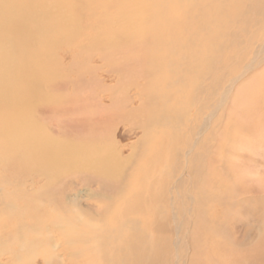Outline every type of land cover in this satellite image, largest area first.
<instances>
[{"label":"bare ground","instance_id":"1","mask_svg":"<svg viewBox=\"0 0 264 264\" xmlns=\"http://www.w3.org/2000/svg\"><path fill=\"white\" fill-rule=\"evenodd\" d=\"M103 5L108 6L104 9ZM109 10L112 11L108 15ZM153 13L160 20L152 18ZM106 15L116 25L115 29L104 24ZM144 33L147 34L146 39L143 38ZM78 40L87 46L91 55L99 54L102 60L109 54L114 58L121 55L120 60H123V54L125 65L134 59L139 71L133 75L132 82L136 84L140 78L142 83L137 85L136 96L121 98L119 102H114L112 94L109 96L110 104L104 103L106 99L101 96H87L90 105L96 103L93 112L81 102L83 93L79 91V96L72 100L78 124V128L73 131L76 139L73 137V142L60 140L57 143L46 130L44 135L38 118L39 115H53V108L56 115L61 116L64 112L59 107L60 101L44 93L42 75L37 73L53 74L51 70L56 66L49 57L56 59L53 49L57 45L69 43L63 48L64 54L67 51L74 58L77 52L74 50L73 53L72 48L75 47L78 57L82 58L84 53ZM149 42L152 46H149ZM229 42L234 47L233 53L215 65L213 60ZM247 48L249 55L246 58L244 52ZM263 52L264 0H0V168L12 174L16 172L15 169L18 171L11 179L8 175L0 174V200L4 203L0 207V217L5 215L11 219L16 230L8 232L7 227L0 225V239L7 242L9 234L15 237L9 251L14 254L13 258L24 257L29 245L41 242L29 236L38 230L36 223L32 219L28 222L20 219L21 214H32L28 205L36 201L40 203L37 212L43 219L42 231L38 230L37 233H42L46 241L51 240L54 248H58L64 258L63 261H57L58 264H75L72 256L77 254L82 255L76 258L80 264H131L136 258L135 264H164L159 262V251L163 258L173 252L171 256L175 260L171 264H179L180 256L186 255V252L179 255L182 245L179 234L181 227H187L188 223L192 235L195 232L202 234L196 252L201 258L208 259L206 264H219L220 257L241 259L239 252L229 251L236 243L216 246L218 238L214 235L220 231L225 219L229 218L230 213L218 211L221 207L225 209L227 205H243V199L248 200L247 203H254L256 197L260 196L254 195L260 191L257 187L261 190L264 188V171L254 170L251 164L243 165L240 160L237 163L232 157L224 158V152L236 156L235 151L250 148L251 154L259 155L264 160V93H256L264 88V82L258 80L260 75L256 73V69L264 63ZM115 62L120 63L119 60ZM33 65H37V68H31ZM126 66L131 68L129 64ZM215 69H220L221 73H213ZM251 73L253 75L249 76ZM120 74L116 78L118 85L109 87L116 97L117 86H125L121 83L124 74ZM102 80L92 78L93 84H104ZM173 83L176 84V91L184 87L191 94L197 106L196 115L200 113L198 125L188 127L184 133L187 138L182 135L183 138H179L176 143V132L183 123L179 125L176 118L167 112V107V113L163 112L161 106L158 110L161 113L155 112L152 116L149 102L152 99L154 106L158 105L152 98L157 94V89L172 87ZM100 87L103 91H110L106 86ZM53 96L56 98L60 95ZM199 98H202V102ZM135 102L138 104L133 106ZM118 103L121 105L120 110L115 107ZM110 107L116 114L124 108L122 114L119 112L117 121L125 122L132 133L136 129L143 130L147 138L157 126L153 125V119L154 122L159 120L157 124L164 125V129H169L167 134L159 133L157 139L154 137L152 147L155 150L168 147L164 150L167 157L161 158L162 153L160 158L163 161L153 162L150 172L152 179H145L149 185L142 187V190L128 189L131 184H128L126 176L129 178L131 173L126 175L122 172V176L119 169L133 157L123 156L124 147L119 145L116 128L112 127L117 117L108 111ZM175 108L172 107V111ZM176 112L180 114V111ZM223 117L226 122L220 131L221 127L218 130L216 128ZM219 131L220 134H217ZM228 133H232V136ZM127 137L122 135V139ZM225 137L233 141L230 147L223 144L225 142L221 143ZM217 162L220 165L219 178L213 171ZM66 169L69 175L66 171L64 175L61 173L64 176L61 177V170ZM162 171L164 177L155 175ZM167 175L170 178L165 179ZM43 176L49 178L46 186L43 181L42 185L38 184ZM203 178L207 181H203ZM36 179L41 190L32 185ZM83 182L86 183V199L99 202L111 200L114 225L110 226L108 222L97 225V218L89 212L92 211L91 203L85 200L86 208L83 209L80 195H70L69 199L63 187L73 184L78 187L80 184L85 185ZM2 183L5 188L9 184L20 185L17 194L27 201V206L15 205L18 202L11 199L13 190L9 196L8 192H4ZM161 184L164 185L157 189V185ZM229 188L231 198L243 195V199L228 201L226 193ZM163 191L169 192L167 198L170 205L175 208L179 203L177 205L183 213L172 210L170 214L173 216L169 215L174 224L166 228L173 232L175 239L167 248L160 243L156 246L155 238L160 239L158 235L152 236V230L158 228L155 224L163 223L168 218L162 204L163 197H166ZM156 199L158 204L154 202ZM135 205H138L137 208L132 209ZM109 208V205L103 207L101 214H106ZM132 213L146 217L147 229L142 225L143 218L139 220L131 216ZM150 218L151 224L148 223ZM16 221L17 224H13ZM222 229L227 230L224 227ZM140 240L143 246L139 244ZM43 243L41 245L46 246ZM54 248L50 252L58 257ZM51 257L52 253L50 262ZM210 258L213 261L209 263ZM45 259H48V255L43 257L44 262ZM0 262L2 264L4 261Z\"/></svg>","mask_w":264,"mask_h":264},{"label":"rangeland","instance_id":"2","mask_svg":"<svg viewBox=\"0 0 264 264\" xmlns=\"http://www.w3.org/2000/svg\"><path fill=\"white\" fill-rule=\"evenodd\" d=\"M103 1H105V0H103ZM107 6L103 5L102 7H104V9H106ZM109 7H111V6H109ZM75 9H77V8H75ZM79 10L81 11V9H79ZM111 11L112 10L107 11V14L109 15ZM156 15H157L156 13H153L152 18L160 20V17H158ZM150 21H152L151 17H150ZM87 24H88V21H87ZM104 24L107 26H113L114 29L116 28V25H113L110 22V19L108 18L107 15L105 16ZM249 29H251V28H249ZM249 29H248V32H249ZM44 32H45V29H44ZM82 34H86V33H82ZM262 34H263V32L261 33V35ZM143 38L144 39L147 38L146 33H144ZM78 41L80 44H82L81 49L84 53V56L82 58L78 57V54H77L78 51L75 47L72 48L73 49L72 52L74 50L77 52L76 53L77 56L75 55L74 58L70 57L67 51L65 52L66 54H64L63 48L65 46H67L69 43L67 45H62V46L57 45L53 49L54 53H56V55H57V56L54 55V57H56V59L55 58L50 59L52 57L47 56V58L49 57V60H52L54 62V65L56 66L54 68V70H51V73H53L54 75L52 74L51 76H49L48 74L42 73L41 71H40V73H37V74L42 75L41 81H42V88H43L44 93H49L53 99L60 101L61 103L59 102V105L60 104L61 105L59 107H61V111L64 112V114L61 116L56 115L55 109L53 108V115H50V116H40L39 115V118H38L39 127L42 126V128L44 129V130L42 129L44 131V135H45V130H46V132H48V134L50 136L48 134L47 135L49 137H52L54 139V141L57 143L60 140H65L67 142H73L74 139H76L73 136V134H74L73 131H74V128H78V124L76 122L77 120L75 119L76 116L73 113V107L72 106H75V105L73 104L72 100L79 96L78 95L79 91H82V93H83V95H82L83 98H82L81 102L84 103L87 107L91 108L92 112H93V110L95 109L94 107H95L96 103L93 104L94 106L90 105L88 102L89 99H86L87 96H90L91 98H94L95 96H97V97L101 96V97L106 99L104 101V103L110 104L111 101L109 99V96H111V94H112V95H114L113 96V99H115L114 102H116V100L119 102L121 100V98H125L127 96H136V88L138 87L137 85H138V83H142V82H140V78H139V80L137 79L136 84L132 82L133 75L139 71V69L136 67V61L134 59H130L128 61V64L131 65V68L126 66L128 64L125 65L123 54H122L123 60L119 59V58H121V55L115 56V58H114V57H111L110 54L108 56H105V60L104 59L102 60L101 57L99 56V54L91 55L92 53H90V50L87 48V46L85 44H83V42H81L80 40H78ZM112 41H118V39H112ZM149 44H150L149 46H152L151 42H149ZM140 45H138V47ZM233 48L234 47L231 44V42L226 44L223 47V49L221 51H219L220 54H219V56L216 57V59L213 60V63L215 65H218L221 62V60H225L226 56H230L233 53V51H234ZM55 50H57V51H55ZM248 50L249 49L247 48V50L244 52V54L247 55L246 58L249 55V54H247V53H249ZM263 54H264V52H263ZM116 57H118V59ZM115 60H119L120 63L118 62L119 64L118 63L116 64ZM40 67H41V65H40ZM31 68L35 69V68H37V65H33ZM256 70H257L256 73L260 75L258 80H260V82L263 83L264 82V63H262V66ZM117 72L124 74V80L121 83H124L125 86H123L122 84L119 83L120 86H122V88L117 86V88H116L117 97H116L115 93L113 94L112 89H110L109 87L114 86V88H115V85H118V83L116 81V78L119 77ZM213 73H221V71H220V69H215ZM122 74H120V75H122ZM57 75H60L62 77H58ZM251 75H253V73L249 74V76H251ZM53 76H55V78ZM93 77L96 80L103 79L102 81L104 82V84L102 82H99V85L93 84V81H92ZM53 78H54L53 83H51ZM46 80H49L51 84L49 83V81H47L48 83H46ZM245 81L248 82L247 79H245ZM47 84H49V85H47ZM96 85H98V86H96ZM100 86H106V87H108V89L110 91H108V90L103 91V88ZM168 88H169V90H167ZM175 88H176V84L172 85V87L171 86L165 87V88L160 87V89H157V91L155 90L157 92V94L155 93L154 96L152 97V98H154L153 101H156V103L158 105L154 106L152 99L149 102H151L150 108L152 110V116H153V114H155V112L161 113V111H158V110H160V108L162 106L164 108V111H163L164 113L169 112L172 117L174 116L176 118L175 120L179 123V125H181V123H183L181 128L178 129V131L176 132V135H175L176 137L174 138V142L176 143L179 138H183V137H181L182 135L184 137L186 136L185 138H187V134H184V133H186L185 131L187 130L188 127H190L191 125H194V126L198 125V122H199L198 116L200 113L198 112L199 114L196 115L197 106H196V104L193 103L192 98H191V94L186 89H184V87L183 88L179 87L180 88L179 91H176ZM152 89H153V87H152ZM152 91H154V90H152ZM262 91L264 93V88H263V90L262 89L258 90L256 93L262 92ZM141 92H142V90H141ZM166 92H168V93H166ZM183 92H184V94H183ZM54 94L60 95V96L54 98V96H53ZM145 96L147 97V95H145ZM248 96H252V95L248 94ZM99 98H96V99H99ZM199 100L201 101L202 98H199ZM182 102H183V104H182ZM136 104H138V102H135L133 106H135ZM171 106L176 107L174 109V111H172ZM115 107L120 110V108H121L120 103H118V105L116 104ZM166 107L169 108V111H167V112H165ZM110 108L111 109H109L108 111L111 112L112 116L114 115L117 117L119 115V112H121V114L124 112V108H122V110L119 112L117 111V114H116V112H114L115 110H113V107H110ZM118 109H116V110H118ZM155 109H157V110H155ZM42 110H44V109H42ZM146 110L147 109H145V111ZM176 111H180V114L177 115ZM175 112H176V115H175ZM182 114H184V115H182ZM186 117H187V119H186ZM225 117L227 118V113L225 114ZM119 118L120 117H117L116 121L114 123L112 122V127L116 128L115 132H117V140H119V145H123V147H124L123 156H130L131 155L133 157L130 161L127 160L128 165L126 164V161H125L124 165H122V167H120L119 169H120L121 173L124 172L126 175H128V173L134 174V175L130 174L129 178L126 176L127 181L129 179L128 184H131V186H128V189L137 188V189L142 190V187L146 188L145 185L146 186L149 185V183H147V181L145 179H147V180H148V178L152 179V174L150 172H152L151 170H152L153 162L158 161V160L162 162L163 160H161V158L167 157V155H165L164 150H166V148H168V147H162L163 148L162 150H161V148L155 150L152 147V142L158 138L159 133L167 134L168 133L167 131L169 129L168 130H167V128L164 129L165 128L164 125L161 126V125L157 124V122L159 120L154 122V119H153V125L155 126V124H156L157 126L155 127V130L153 129L154 131L151 130V132H150L151 136L149 135L150 137L148 136L146 138L143 130L136 129L135 130L136 132L132 133L128 129L129 127L125 122L121 123L120 121L119 122L117 121ZM91 120H92V118H91ZM120 120H122V119H120ZM224 120L225 119L223 117V119L219 122V124L216 128L217 130L220 127H221L220 131L222 130V128H224V124L226 122V120L225 121ZM33 126L37 127V126H35L34 123H33ZM220 131L217 134H220ZM155 132H156V134H155ZM180 132H183V133L181 134ZM228 134L232 136V133H228ZM122 135H127L128 137L125 139H122ZM73 137H74V139H73ZM141 137L144 139L141 140ZM154 137H155V139H154ZM228 138L229 137H225V139L227 141L224 138H222L221 143L225 142L223 144H225L226 146H229V144H230V146H231L233 141L230 138L229 139ZM138 139H139V141H137ZM147 139L149 141H146ZM180 141H181V139H180ZM125 147H127V148L125 149ZM155 147H157V146H155ZM249 149L244 148V149H240L238 151H235V152H237L236 156H234L233 154H229L227 152H224L225 153L224 158L228 159V157L229 158L232 157L233 161H235V162L238 161L237 163H239V160H240V162L243 165L246 164V166H247V165L251 164L253 166L254 170H257L259 172H263L264 171V160L259 155L251 154ZM160 155H161V158H160ZM156 156H157V158H156ZM252 157L253 158L255 157V159H253ZM246 158H247V160H246ZM249 160L251 163L249 162ZM218 163L219 162H217L216 165L213 166V171L216 175H219L218 176V178H219L220 177V174H219L220 173V169H219L220 165ZM4 164H5V162H4ZM123 169H124V171H123ZM164 169H166V167ZM15 171L16 172L14 174H12V172L5 170L3 167L0 168V174L8 175V177L10 179H11L12 175L18 174L17 169H15ZM66 171H67V169L61 170L60 176L64 177L63 175L66 174ZM124 173H122V176L124 175ZM135 174H136V176H135ZM156 174H161V176L164 177L163 171H162V173H155V175ZM67 175H69V171H67ZM137 175H138V177H137ZM141 176H143V177H141ZM55 177L57 178V175ZM77 177L78 176H76V178ZM174 177H176V175ZM42 178L43 179L38 184L42 185V181H43V185L46 186V184L49 181V178L46 179V178H44V176ZM140 178H142V179H140ZM155 178H157V177H155ZM167 178H170L169 175H167L165 179H167ZM37 180L38 179H36V182H33L32 185H34L35 189L41 190V188H39V185L37 184ZM144 181H146V182H144ZM203 181H207V180H204V178H203ZM57 182H58V180L56 181V183ZM141 182H142V184H141ZM83 183L85 185L81 186V184H80L77 187V185L73 184L71 186L68 185L67 187H63V189L66 191L67 195L69 194V197H70V195H72V196L73 195L74 196L80 195V197L82 198L81 203H82L83 209L86 208L85 207L86 201L91 203L92 211H89V212L92 214L93 217L97 218V220H96L97 225L102 226L104 223L106 224L107 222H108L107 224H110V226L114 225V220H115L114 211L110 210L112 205H113L111 203V200L105 199V201L103 200L104 202L103 201L99 202L93 198H92L93 201L89 200L90 198L86 199L84 197V194H86V190H85L86 183L85 182H83ZM28 185H30V184H28ZM163 185L164 184L157 185V189L161 188V186H163ZM2 186H4L3 183H2ZM19 187H20V185L9 184L7 188H5V186H4L3 190H4V192H8L9 196L11 195L10 193L13 190V196H11V199L16 200L18 202V204L14 203L15 205L27 206V203H26L27 201L19 198V195L17 194V190H19L18 189ZM257 189L260 191L255 192L256 194H254V195H260V196L256 197V202L247 203V202H249L248 200H244L243 198H241L243 195L234 196L231 198L229 196L230 195V188H229V190L226 193L227 194V200L228 201L229 200L240 201V199H243V201H242L243 205H241V203L238 202L240 204L239 205L237 204V206H236V204L235 205L233 204L234 206L233 205L232 206L227 205L225 207V209L221 207V209L218 210V211H220V213L221 212L222 213L228 212L230 214H229V218L225 219V221L222 223V225H221L222 227H221L220 231H218L216 233V235H214L218 238V240L216 242V246H219V245L222 246V245H226L228 242L229 243L234 242V245L236 243L235 247L229 248V251L235 252L237 254L240 253L239 256L241 257V259L243 258V260H241V259L232 260V259L220 257L219 262L220 263L222 262V264H232V263H234V264H264V258H263L264 257V188H263V190H261L260 188L257 187ZM165 192H167V191H165ZM145 193H147V192H145ZM165 194H166L165 195L166 197H163L162 204H163L166 216L168 218L166 219L165 222H163V223L161 222L162 224L159 222H158V224L153 223V224H155V226H158V228H157V230H152V233H154L152 236L158 235V238L160 239V240H158L157 238H155V240H154L155 245L156 244L158 245V243H160L162 246H164V248H167L169 243L175 239V235L173 234V232L171 230L167 229L170 226L173 227V224H174V222L171 221V217L173 215H171L170 213L172 212V210H175L176 212L178 211L177 212L178 214H183V213H182V210L180 209V207L177 205L179 203L176 204V206H177V207L175 206L176 209L170 205L169 198H167L170 195L169 192L165 193ZM18 198H19V200H18ZM152 198H155V197L152 196ZM235 198H236V200H235ZM69 199H71V197ZM167 199L169 202L165 201ZM106 200H108V201H106ZM156 200H154V202L156 204H158V200L157 201ZM245 201H246V203H245ZM1 202H2V200H0V207L4 206V203H1ZM6 203H9V201L6 200ZM107 205H109L110 208L108 209V211H106V214H101L102 212H100V211L103 209V207H106ZM137 206L138 205L132 206L133 207L132 209L137 208ZM169 206H171L172 208ZM28 207H30L32 209L31 210L32 214H26V215L21 214L20 219L23 221H27V222L29 221V219H32L31 221L35 222L36 225L38 226V227H36V226L35 227L38 228V230H41L40 228L42 227L43 219L41 217H39V213L37 212V210H38L37 207L40 208V203H38V202L36 203V201L30 202ZM132 215L135 216L136 218H138L139 220H141L143 218L141 220L142 225H143V227L147 226V224L145 223L146 222L145 216L138 215L137 213H132L131 216ZM137 216H140V218ZM233 218H235V219H233ZM110 221H111V223H110ZM148 223H150V224L152 223L151 218L148 219ZM13 224H17V221L13 222ZM0 225H2V226L4 225L3 227H7L8 232H13V231L16 232V230H14L15 226H13L11 223V219L9 220V218L5 217V215L0 217ZM190 226L191 225L188 223L187 227L184 225L181 227V231H180L181 233L179 234V238L182 239V242H181L182 245L179 243V246L181 245L179 248V253H180L179 255L183 254V252H186V255L180 256L181 260L179 261V264H197L198 262H200L198 264H206L208 262V259H205L204 257L201 258V255L196 252L197 243L200 240L202 234L201 233L196 234V232H195V235H192V231L190 229ZM223 227L226 228L227 230L222 229ZM38 230H36V233H30L29 236L31 238L39 239V240H41V242L34 244V245H29V247L27 248V254L24 257L19 256L18 259L13 258L14 254H11L9 252L10 249H12V246L15 242V237L12 234H9L10 239L7 242L0 239V240H2V241H0V261H4L2 264H58L57 261H59V260L63 261L64 258L61 257V254L58 252L59 251L58 248L57 247L54 248V246L50 242L51 240L47 239V241H46V238L42 233H40V234L37 233ZM159 234H161V236ZM233 240H235V241H233ZM42 243L46 244V246L41 245ZM139 244L141 246L144 245L142 240H140ZM152 244H154V243L152 242ZM47 245H48V247H47ZM73 246L74 245L69 246V247H73ZM52 248H54V251L56 249V252L58 253L59 258L55 257V255H53V252H50L52 250ZM173 248L174 247L172 245V249ZM28 249H30V250H28ZM39 250H41V251H39ZM78 250H80V249H78ZM78 250H76V251L78 252ZM48 251H49V254H46V253H48ZM80 251H82V250H80ZM51 253H52V257H51V262H50L49 257H50ZM172 253L173 252H171L168 257L164 256V258H166V260H165L162 256H160L161 251H159V257H160L159 262H163L164 264H168V263L171 264L172 261L175 260L174 257L171 256ZM261 253H263V254H261ZM47 255H48V259H45V262H44L43 257L45 258V256H47ZM258 255H261V256L259 257ZM81 256H82L81 254H77L76 256H72V260L75 261V264H80V262H77V259L80 258ZM247 256L249 257V259H248L249 261L247 260ZM9 257H10V261H9ZM73 257H75V258H73ZM136 259H133L134 262H132V263L130 262V263L135 264L136 263L135 261H137ZM188 259H189V261H188ZM212 261H213V259L210 258L209 263ZM69 262L71 263L73 261H69ZM160 264H162V263H160Z\"/></svg>","mask_w":264,"mask_h":264}]
</instances>
